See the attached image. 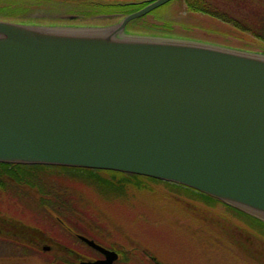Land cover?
<instances>
[{
  "label": "water",
  "instance_id": "obj_1",
  "mask_svg": "<svg viewBox=\"0 0 264 264\" xmlns=\"http://www.w3.org/2000/svg\"><path fill=\"white\" fill-rule=\"evenodd\" d=\"M143 1L104 25L0 19V162L155 177L264 221V51L129 32L170 0ZM78 237L104 255L79 264L119 258Z\"/></svg>",
  "mask_w": 264,
  "mask_h": 264
},
{
  "label": "rangeland",
  "instance_id": "obj_2",
  "mask_svg": "<svg viewBox=\"0 0 264 264\" xmlns=\"http://www.w3.org/2000/svg\"><path fill=\"white\" fill-rule=\"evenodd\" d=\"M15 1L11 2L15 4ZM70 2L79 0L48 1L20 13L28 16L68 17L71 13H77L74 8L76 4ZM183 5L182 0L170 1L152 10L148 18L162 16L169 21L199 22L202 28L198 26L194 31L197 38L233 47L242 45L249 50H264V42L260 40L262 37L251 24L247 26L248 20L243 23L247 28L243 25L237 28L232 24H222L221 20L200 16L203 14L190 15ZM238 17L243 20L242 16ZM73 188L71 191L87 194L83 196V201L89 205L79 206L80 211L76 214L80 221L76 220V223H80L92 238L106 247L130 249L124 251L131 257L122 258L119 264H152L147 257L145 259V253L158 257L162 264H264V248H261L264 242L255 237L251 242L253 249H237L229 253L216 251V244L222 243L228 236L226 225L236 222L229 220L221 228L214 223L218 220L217 214L211 212L205 203L191 206L194 214L191 222L185 212L176 207L177 201L169 198L165 200L166 193H170L171 189L164 183H157L154 189L144 191L133 189L128 193L129 196L118 195L114 199L99 197L94 190L84 185L77 184ZM31 192L33 196L38 194L37 191ZM172 192L171 198H176L175 192ZM76 196L79 197L78 194ZM178 202L188 209L186 201ZM220 208L222 211L229 210L223 205ZM4 220L9 223H2ZM0 231L5 233L0 238V264H44L56 252L63 254L62 244L89 257L99 256L85 245L71 240L66 229L44 214L42 216L29 200L17 196L0 195ZM13 236L28 238L24 240L29 243V250L24 244L12 241ZM44 244L51 248L43 250ZM256 248L262 249V255H256L259 254Z\"/></svg>",
  "mask_w": 264,
  "mask_h": 264
},
{
  "label": "trees",
  "instance_id": "obj_3",
  "mask_svg": "<svg viewBox=\"0 0 264 264\" xmlns=\"http://www.w3.org/2000/svg\"><path fill=\"white\" fill-rule=\"evenodd\" d=\"M11 1L12 0H0V18L33 24H108L119 21L124 15L142 6V4L124 1L120 2L118 0H80L81 5L79 4L74 7L75 11L80 15H78L76 19L71 20L67 18L30 17L21 14L23 10H29L35 6L44 5L45 2H56L57 0H17L15 1V4ZM175 1L178 0H173L171 2ZM229 1L238 5L245 4L249 8V0ZM182 2L184 4L183 8H185L190 15L203 14L213 17L216 20L221 18V15L217 13L218 0H182ZM180 5L182 4L180 3ZM254 9L255 11L251 13V15H240V17L242 16L244 20H248L247 26L248 24H251V26L255 28V32L259 36L264 37V0H255ZM100 13H107L108 15L97 17L96 15ZM148 14L131 20L128 23L126 30L141 34L197 38L194 31L198 26L202 28V24L199 22L169 21L162 16L148 18ZM229 19L233 21V18ZM247 26L244 24V27L247 28ZM204 27L205 26H203V28ZM184 31L188 32L182 34L181 32ZM197 39L202 38L199 37ZM157 183H164L170 187L171 191L170 193H166L167 196L165 197V200L169 198L173 199L175 202L177 201L178 205L176 207L180 210L182 209L188 220L191 222L194 214L190 208L192 205L199 206L198 204L200 203H205L211 212L217 214L216 218L218 220H215L214 223L221 226V228L229 220L236 222V224L230 222L226 225L225 229H227L228 236L222 241V243L216 244V251H219L220 253H229L231 250L253 249L251 242L254 237L256 239H262L264 242L263 220L237 207L227 204L216 197L179 183L140 174H130L107 169L52 164L0 162V195L9 194L12 197L17 196L19 199L24 198L29 200L33 204V207L37 209L42 216L44 214L46 217L53 220V222L62 226L67 230L68 236L71 240L81 245L85 244L77 237L76 233L80 232L88 236H90V233H88L80 223H76V220H79L76 213L80 211V205L87 207H89V205H87V203L85 205V201H83V196H86L87 194H84V192L80 194L78 190L71 191V189H74L73 187H75V185L79 184L90 187L99 197L114 199L115 196L118 195H122L123 197L129 196L128 193L133 189L140 191L150 188L154 189V187L157 186ZM32 190L37 191V196L31 194ZM172 191L175 192L174 195L176 198H171L170 195H173ZM76 194H78L79 197H77ZM178 201H186L188 209L184 208L183 204ZM222 205L226 207L225 209L229 210L222 211L220 208ZM3 222L5 224L9 223L7 220L2 221V223ZM24 239L28 240L26 237L21 238L13 236L11 238L12 241H16L18 244H24V247L29 249L27 247L29 243ZM62 245L63 254H58L56 252V255L49 258L44 264H79V258L88 257L87 255L76 251L74 248L66 247L64 244ZM263 246L264 244H262L261 248H264ZM86 247L90 251L96 252L91 247ZM117 250L120 252V258L115 264H119L124 257H127L128 259L131 257L127 254V251H124L130 249L126 248L123 250ZM256 250V252L259 253H256L257 256L262 255V249L256 248ZM145 254V259L147 257L152 261V264H162L159 258L153 254Z\"/></svg>",
  "mask_w": 264,
  "mask_h": 264
},
{
  "label": "flooded vegetation",
  "instance_id": "obj_4",
  "mask_svg": "<svg viewBox=\"0 0 264 264\" xmlns=\"http://www.w3.org/2000/svg\"><path fill=\"white\" fill-rule=\"evenodd\" d=\"M254 4L255 0H249V8L244 4V5H238L235 3H231L229 0H218V9L217 13L221 15V20L222 23L226 24H232L237 28H240L242 25L244 26V19L242 20L238 16L240 15H251L255 11L254 9ZM233 18V21H231L229 18ZM264 38V37H262ZM260 38L262 42H264V39ZM264 46V44H263ZM264 49V48H263ZM2 233L0 231V238H1ZM30 240V239H29Z\"/></svg>",
  "mask_w": 264,
  "mask_h": 264
}]
</instances>
